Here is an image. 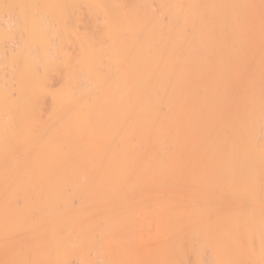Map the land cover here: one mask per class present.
<instances>
[{"label": "bare ground", "instance_id": "bare-ground-1", "mask_svg": "<svg viewBox=\"0 0 264 264\" xmlns=\"http://www.w3.org/2000/svg\"><path fill=\"white\" fill-rule=\"evenodd\" d=\"M4 56L0 264H264V0H0Z\"/></svg>", "mask_w": 264, "mask_h": 264}, {"label": "rangeland", "instance_id": "rangeland-1", "mask_svg": "<svg viewBox=\"0 0 264 264\" xmlns=\"http://www.w3.org/2000/svg\"><path fill=\"white\" fill-rule=\"evenodd\" d=\"M3 4H4V3H3ZM5 5H6V4H5ZM75 12H76V11H75ZM73 19H74V18H73ZM73 19H71V20H73ZM12 21L15 22V21H17V20H16L15 17H14V19H13ZM13 24H14V23H13ZM17 38H18V37L14 38V36H13V39H14L15 43L13 42L14 44H13V43L11 44L10 41H9V44H8V42H7V43H6L7 48H10V50L12 49V51H14L13 49H17V47H19L18 45H16V42H18V41H17V40H18ZM13 39H12V40H13ZM12 40H11V41H12ZM18 43H19V42H18ZM18 43H17V44H18ZM10 44H11V45H10ZM10 46H11V47H10ZM15 46H16V47H15ZM14 47H15V48H14ZM13 54H14L13 57H15V58H16V61H17V56H18V55L15 56L16 54H15V53H13ZM19 56H20V57H18V61H19V59H20V63L18 62L19 64H17V65H19L18 67L21 68L22 65L24 64V62H23L24 57L21 56V55H19ZM13 57H12V58H13ZM38 57H39V56H38ZM38 57H37V58H38ZM10 58H11V56H4V57H2V60L0 61V76H3L4 73H7L8 75H10V73L8 72V64H9V63H6V62L3 61V59L8 60V59H10ZM39 59H40V58H39ZM21 62H22V63H21ZM12 65H14V64H12ZM17 65H16V66H17ZM16 66H15V67H16ZM16 68H17V67H16ZM13 69H14V68H13ZM2 73H3V74H2ZM4 75H6V74H4ZM8 75H7V76H8ZM10 76H11V75H10ZM8 77H9V76H8ZM11 78H12L13 83H14V82H15V80H14L15 77L13 78V77L11 76ZM7 79H8V78H7ZM8 80H9V79H8ZM13 83H12L11 85H13ZM6 87H8V86L6 85ZM11 89H13V90H11ZM11 89H10V90L14 92V95H15V97H16L15 100H17L18 96H17V94H16L15 86H14V87H11ZM14 95H13V97H11L12 100H13V98H14ZM40 102H41V101H40ZM43 103H44L45 105H48V104H46L47 102L44 100V102H43V101L41 102V106H42ZM43 109H44V108H43ZM45 111H46V107H45L43 113H44ZM41 112H42V111H41ZM46 112H47V111H46ZM43 113H42V114H43ZM45 114H46V113H45ZM41 118L43 119L44 116L42 115Z\"/></svg>", "mask_w": 264, "mask_h": 264}]
</instances>
